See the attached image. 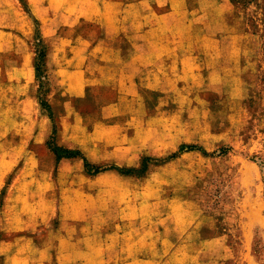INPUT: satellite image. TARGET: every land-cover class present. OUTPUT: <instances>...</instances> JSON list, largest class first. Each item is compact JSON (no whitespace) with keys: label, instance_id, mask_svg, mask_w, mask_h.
I'll return each instance as SVG.
<instances>
[{"label":"rangeland","instance_id":"rangeland-1","mask_svg":"<svg viewBox=\"0 0 264 264\" xmlns=\"http://www.w3.org/2000/svg\"><path fill=\"white\" fill-rule=\"evenodd\" d=\"M18 1L26 16L22 25L32 30L29 47L34 53L35 88L27 93L26 100L20 98L24 112L21 113L25 115L18 118L11 115L4 88L0 90V264H5V258L14 253L11 252L13 240L33 237L37 232L23 229V222L35 214L30 207L35 195L39 197L35 201L44 194L48 197V202L38 204V210L46 213L50 199L58 207L62 187L57 166L48 158L53 153L52 146H59L61 109L57 83L47 67L41 65L48 46L39 20L26 0ZM176 1L175 10L184 7L186 16L179 22L165 20L167 26H176L171 25L173 29L165 31L161 41L150 40L148 46L164 49V56H169L174 47L179 50L176 58L179 94L171 93L172 84L152 83L148 87L139 84V92L154 117L142 157V161L149 162L145 192L137 193L134 183L113 178L102 181L119 189L113 199L116 204L135 205L143 201L154 204L127 220L132 225L141 222L148 229L147 237L155 238L162 224L167 227L171 222L168 213H163V203H159L161 198L155 195V190L163 191L166 196L173 193L182 196L187 188L185 197L193 201L192 207L178 213L179 223L186 229L180 242L187 247L181 249L178 259L155 260L149 264H196L200 249H203L198 259L201 264H264V0ZM7 24L10 26L3 22ZM72 31L75 35L89 33L95 39V24H80ZM131 33L119 35L115 43L141 45V39L130 40L126 36ZM11 38L0 36V46H14ZM16 44L19 47V41ZM5 54L2 57L12 56ZM132 55L146 54L138 49ZM87 59L93 61L95 56L92 54ZM36 64L41 66L38 77ZM87 93H92L90 87ZM51 94L54 99H50ZM40 100L51 108L54 100L53 120L41 107ZM32 101L37 103L36 107ZM86 107L82 111L90 109ZM39 115L46 117V124ZM45 125L47 134L40 139L35 132ZM182 145L195 146L198 150L179 154L163 168L164 159ZM223 149L229 153L218 156ZM84 187L92 185L85 183ZM107 200V197L95 198V221H120L129 216L108 211ZM57 220L56 215L51 222ZM38 232L46 235L45 227L41 226ZM200 240L211 243L201 245ZM147 248L157 253L158 249L150 245ZM117 261L125 263L121 259Z\"/></svg>","mask_w":264,"mask_h":264},{"label":"crops","instance_id":"crops-1","mask_svg":"<svg viewBox=\"0 0 264 264\" xmlns=\"http://www.w3.org/2000/svg\"><path fill=\"white\" fill-rule=\"evenodd\" d=\"M26 1L39 20L41 34L47 42L46 67L55 78L60 96L58 145L78 149L93 165L110 163L123 168H139L147 133L152 130L150 121L154 118L139 92V84L147 87L152 83L172 84L173 95H178L180 90L176 74L179 50L174 47L169 56H164V49L150 48L148 43L153 39L161 41L164 32L176 26H167L165 20L179 22L187 13L184 7L175 10L176 0ZM25 19L18 0H0V36L8 35L15 43L10 48H5V44L0 46V90L4 88L5 95L9 96L11 115L16 118L25 115L21 113L20 101L28 98L27 93L35 83L34 53L29 47L32 30L22 25ZM80 24H95V39L89 33L75 35L72 30ZM59 30L66 33H59ZM123 33H131L126 34L130 40L141 39V45H117L115 41ZM18 41L19 47H16ZM138 49L146 55H132ZM5 52L12 56L2 57L7 55ZM92 54L95 60L89 61L87 58ZM89 87L91 94L87 93ZM54 97L51 94L50 99ZM32 102L36 107L37 103ZM52 105L54 108V100ZM85 106L90 109L82 111ZM39 117L46 124V117ZM46 127L36 130L38 138L45 137ZM48 158L55 162L62 184L58 207L53 206V199H50L43 213L38 210V204L39 201L48 202V197L44 194L35 201L39 198L35 195V202L30 206L35 214L23 222V229H33L36 235L13 240L11 252L14 253L5 258V264H120L118 259L123 260V264H149L155 260L178 259L181 249L187 247L180 242L186 229L181 227L178 216L181 210L190 209L193 204L185 197L187 188L182 196L169 194L172 185L168 197L163 191L155 190V195L161 198L159 203H163V213H168L171 222L167 227L162 224L158 238L147 237L146 226L137 221L132 225L127 219L154 204L149 201L135 205L116 204L113 199L119 189L103 183L102 179L134 183L141 195L146 189L148 170L142 177L125 176L114 170L90 176L84 171L81 157L57 161L50 153ZM175 159L162 167L169 166ZM85 183L92 187L85 188ZM100 197L108 198V211L129 216L120 221H95V198ZM56 215L58 220L53 224L51 221ZM41 226L45 227L46 235L38 232ZM199 243L206 245L211 241L200 240ZM149 245L158 249L156 254L148 251ZM202 250L196 254V264H201L198 259Z\"/></svg>","mask_w":264,"mask_h":264},{"label":"trees","instance_id":"trees-1","mask_svg":"<svg viewBox=\"0 0 264 264\" xmlns=\"http://www.w3.org/2000/svg\"><path fill=\"white\" fill-rule=\"evenodd\" d=\"M46 55H47V51H45L44 55H42V58L44 60L42 61V64H41L45 68H46V62H45ZM40 67L38 64L35 65V71H36L37 77L39 76ZM40 105L43 109H45L47 111L49 118L51 120H53L54 115H53L52 108L48 104L44 103L42 100H40ZM53 134H54V131H53ZM51 150L54 153L57 161H59L63 158L69 159V158L81 157L83 159L84 171L86 174H88L90 176H96L101 172L108 171V170H114V171H117L121 175L142 177L143 175H145V173L148 170L149 162L146 159H144L142 161L141 168L129 169V168H123V167H118V166H111L110 168H102V167H99L98 165H93V164L89 163V161L80 152H77V151L71 152L73 150H68V149L63 148L61 146H57L56 144L54 146H52ZM196 150H198V149L195 146H184V145H182L176 153H173L172 155H170L169 157L164 159L163 163H166V162L176 158L181 153L196 151ZM228 153H229L228 149H223L218 154V156H225Z\"/></svg>","mask_w":264,"mask_h":264}]
</instances>
